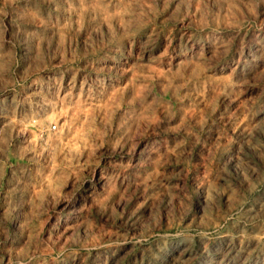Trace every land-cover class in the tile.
<instances>
[{"label":"rangeland","instance_id":"obj_1","mask_svg":"<svg viewBox=\"0 0 264 264\" xmlns=\"http://www.w3.org/2000/svg\"><path fill=\"white\" fill-rule=\"evenodd\" d=\"M0 264H264V0H0Z\"/></svg>","mask_w":264,"mask_h":264},{"label":"built area","instance_id":"obj_2","mask_svg":"<svg viewBox=\"0 0 264 264\" xmlns=\"http://www.w3.org/2000/svg\"><path fill=\"white\" fill-rule=\"evenodd\" d=\"M54 128H55V126H51V127H50L51 130H54Z\"/></svg>","mask_w":264,"mask_h":264}]
</instances>
